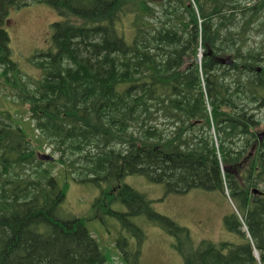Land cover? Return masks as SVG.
Listing matches in <instances>:
<instances>
[{
	"label": "trees",
	"instance_id": "obj_1",
	"mask_svg": "<svg viewBox=\"0 0 264 264\" xmlns=\"http://www.w3.org/2000/svg\"><path fill=\"white\" fill-rule=\"evenodd\" d=\"M32 3L59 20L46 51L29 59L38 75L26 76L5 25L9 9ZM225 57L231 66L219 63ZM0 79L33 124L0 105V264H108L82 219L56 218L65 194L54 163L75 181L120 183L114 198L126 212L105 213L125 228L116 240L123 264L135 255L139 264L143 233L130 219L142 215L186 236L182 264H264V139L255 131L264 120V0H0ZM47 149L53 161L39 158ZM130 175L175 195L226 191L223 226L238 242L193 248L121 183Z\"/></svg>",
	"mask_w": 264,
	"mask_h": 264
},
{
	"label": "rangeland",
	"instance_id": "obj_2",
	"mask_svg": "<svg viewBox=\"0 0 264 264\" xmlns=\"http://www.w3.org/2000/svg\"><path fill=\"white\" fill-rule=\"evenodd\" d=\"M58 20L52 8L40 3L9 9L5 27L10 37L11 59L17 63L22 72L27 74L26 76L38 75L29 59L40 51H46L49 45L50 24ZM0 92L2 94L0 105L8 108L12 114L15 113L21 121L27 122L29 128L33 127L28 119L26 106L13 100L10 93L4 90L1 79ZM255 131L257 135L264 131V120ZM34 134L32 131L30 136ZM39 153L56 158V155L50 154L48 149ZM52 172L65 194L63 204L55 211L56 218L82 219L105 259L108 258V264H123V254L116 240L123 235L119 230L125 228L122 223L105 213V209L109 207L117 212H126L125 206L114 198L115 190L120 183H110L111 185L103 183L98 187L91 182L75 181L67 177L63 167L57 163L53 164ZM121 183L144 193L152 201L150 207L154 212L183 228L193 248L202 241L233 244L239 240L237 235L224 230L223 217L232 206L231 201L222 196L199 190H192L182 195L166 193L163 184L148 182L137 175L127 176ZM146 217L142 215L130 219L134 226L138 225L140 234L143 233L141 243H137L139 264H182V252H184L182 248L186 236L180 233L174 236ZM241 229L249 236L246 226ZM140 234L136 231L134 237L137 238ZM134 237L130 239L131 246L135 244ZM124 247L125 244H122V248ZM253 254L258 259L256 250ZM133 261L134 264L138 263L136 255L132 257Z\"/></svg>",
	"mask_w": 264,
	"mask_h": 264
},
{
	"label": "water",
	"instance_id": "obj_3",
	"mask_svg": "<svg viewBox=\"0 0 264 264\" xmlns=\"http://www.w3.org/2000/svg\"><path fill=\"white\" fill-rule=\"evenodd\" d=\"M219 63L221 65H232V61L229 57L226 58H221L219 59ZM264 136V131L261 132V134L259 135V137H263ZM38 156L41 160H45V161H53L54 158L52 156L46 155V154H40L38 153ZM255 193V191H254Z\"/></svg>",
	"mask_w": 264,
	"mask_h": 264
},
{
	"label": "bare ground",
	"instance_id": "obj_4",
	"mask_svg": "<svg viewBox=\"0 0 264 264\" xmlns=\"http://www.w3.org/2000/svg\"><path fill=\"white\" fill-rule=\"evenodd\" d=\"M212 134L214 135V139L216 140V137H215V133H214V130H213V128H212ZM261 133H259L258 135H257V139L259 140V141H262L263 139H264V136L263 137H259V135H260ZM251 139V138H250ZM257 149V148H256ZM249 152V151H248ZM251 153V152H250ZM50 156V155H49ZM220 157V155H218V158ZM255 191V193H258V191L259 190H257V189H253V192Z\"/></svg>",
	"mask_w": 264,
	"mask_h": 264
}]
</instances>
